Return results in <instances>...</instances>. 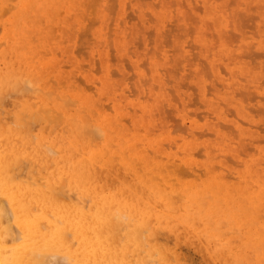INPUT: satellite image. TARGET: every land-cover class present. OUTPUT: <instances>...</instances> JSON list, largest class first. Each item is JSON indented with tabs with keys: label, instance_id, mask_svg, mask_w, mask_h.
<instances>
[{
	"label": "rangeland",
	"instance_id": "rangeland-1",
	"mask_svg": "<svg viewBox=\"0 0 264 264\" xmlns=\"http://www.w3.org/2000/svg\"><path fill=\"white\" fill-rule=\"evenodd\" d=\"M20 3L15 0L14 9L0 14V73L18 74L19 81L14 80V90L3 87L0 125L24 128L29 142L24 145L13 133L0 134L1 152L16 150L28 157L21 169L15 168L20 170L17 178L37 179L42 185L51 180L60 202L71 198L82 207L79 191L62 166L95 155L96 195L117 194L121 203L131 205V197L120 192L134 187L153 204V213L143 217L149 224L142 238L158 251L153 259L147 257V264H160L162 259L172 264H226L223 258L240 252L251 264H264L252 246H244L254 238L258 220H264L253 194L257 184L264 185V0H31L24 13L16 11ZM29 79L35 85L28 84L31 89L26 85ZM36 107L39 114L47 109L45 115L62 117L56 121L39 116L33 111ZM70 118L78 124L74 132L68 128ZM83 125L101 134L88 135ZM38 139L44 149L52 145L53 153H46L57 158L56 164L62 155L64 163L38 162L42 156H33L32 149ZM109 157L112 166L104 165ZM172 167L189 173L185 169L182 176ZM209 181L215 187L224 182L228 189L241 190L231 211L217 202L214 210L220 208V214L210 218H219L217 224L227 231L220 238L227 243L223 258L206 237L203 221L174 222L182 219V190ZM150 186L174 194L176 210L169 209L170 200L152 197ZM140 206L143 210L145 203ZM236 213L241 220L235 226L231 221ZM161 214L174 221H165ZM12 229L19 234L15 226ZM70 235L73 251L77 244ZM135 251L127 256L129 264H138L144 254ZM61 260L60 264H70L69 259Z\"/></svg>",
	"mask_w": 264,
	"mask_h": 264
},
{
	"label": "bare ground",
	"instance_id": "bare-ground-1",
	"mask_svg": "<svg viewBox=\"0 0 264 264\" xmlns=\"http://www.w3.org/2000/svg\"><path fill=\"white\" fill-rule=\"evenodd\" d=\"M21 1L23 3L18 4V10H16L17 8L15 10L20 11V12L23 10V13H24V9H25L24 5L29 3V1L31 0H21ZM14 3H15V0H0V14L1 13L4 14V10L6 9L5 11H7L8 7L10 8L12 6L11 8L14 9V7L16 6V4ZM31 5L33 6V4ZM20 15L22 16V14ZM17 75H10L9 72L3 73V74L0 73V96L2 94L4 86H6V89H7V86H10V87L13 86V90H14V87L16 86L15 84L19 82L16 80ZM22 79H24V76ZM25 79H28V78H25ZM48 79H50V77ZM14 80H16L17 82ZM31 80L32 79H29V81L25 80L27 82L26 85L28 84L30 85L32 82ZM22 81L24 80H21L22 86L26 87V85H24ZM13 83L14 85H12ZM30 86L28 88H30ZM32 87H35V85H33ZM46 92H48V90H46ZM5 94L6 92H4V95ZM7 94L5 96H7ZM2 97L4 96H1V98ZM49 97L48 99L50 100ZM67 97L68 96H66L65 100L67 99ZM149 98L150 97H148V100ZM2 99H5V98H2ZM68 100L70 99L68 98ZM44 107L46 108V106L42 107L43 111H45ZM38 108L36 107L35 110L33 109L32 110L36 111L38 110ZM33 111H31V114L29 113L30 116L34 115L32 114V113H35ZM46 112H47V109H46ZM37 113H38L37 115L39 116L43 114V113L39 114L41 113V111ZM45 113L43 114L44 117L47 116L49 118L50 117L49 115L51 113L49 115L48 114L45 115ZM57 113H60V112H57ZM37 115H35V117H37ZM30 116L29 118L28 116L27 117L24 116V118H26L25 120L29 119L30 121L31 120ZM53 116H54L53 118L56 117L55 113L53 114ZM59 116L57 114V117L55 118L56 121H58L57 119ZM42 118L43 116L40 117V119ZM53 118H51V120ZM21 121H22V118H21ZM68 123H69L68 128L71 127L72 132H74L75 129L78 127L77 122L74 120H71L70 118L68 119ZM15 125H17V122L15 123ZM22 125L23 124H20V126ZM82 127L84 131H87L86 133H88V135L89 134L97 135L98 133L101 134V131L99 130H97L99 131L97 133L93 132L94 129H92L91 127L89 128L84 125ZM23 130L16 129L14 127L9 128L7 126L0 125V134L4 132H8V134L13 133V135L20 137L24 145H27V143L29 142H28V139L26 138V132ZM102 135L100 137H102ZM5 136H7V134ZM196 137H200V136L198 135ZM93 139L94 138L92 137L89 138V140L91 141H93ZM17 143H19V141H17ZM36 144H37L36 147L32 148L34 150L33 156L35 155L42 156V157L36 158V160L38 159V162L42 160L43 163H47V162L54 160L55 166L56 165L59 166V161L64 163L62 159L63 155L61 156L62 158H60L58 154V157H59L58 164H56L55 159L57 160V158H55V156L53 157L52 155L49 156L46 153V152H49L50 149H52L51 148L52 145H49L46 149H44L43 148L44 143L43 141L41 142L40 139L36 141ZM165 144L167 143L165 142ZM27 149L28 147H26L24 151L26 155L28 152ZM1 150H3V148ZM50 151L52 152L54 150L52 149ZM56 151L57 153L59 152L58 150ZM198 153L196 155H199ZM200 154L202 155V153ZM113 157L116 158L115 155ZM23 158L24 156L19 155L16 150L10 151V152L0 151V264H60L61 262L64 261L61 259H64V258L69 259L70 264H129L128 261L126 260L127 256L130 252H134V250H138V251L140 250L144 253L136 260L138 264H147L148 263L147 257H152L153 259V255L155 254V252L158 251V249L156 248V246H152V245L149 246L146 243V240L142 238V235H143L142 233L144 230L147 229L148 224H149V223H146L148 219L144 220L143 217L146 215L148 216L151 213H153V210H152L153 204L148 200L144 201L141 196L137 195V192H141V190H138V188L133 187L132 190L128 188V190H126L125 192L124 191L120 192L123 195L131 197L132 199L131 205H126L124 203H121V200H120L121 196L118 195L120 197L119 198L117 194L116 195L108 194L102 197L96 195L95 187L93 186L92 183L94 182L93 180L96 179V178L94 179V176H93V172H94L93 162H95V160L97 159V156L91 155L90 158L81 157L77 159L70 167L68 166V168L65 166V163L62 166L63 167L62 171H64L63 174L67 175V177L70 179V183L74 185L79 191L82 207H78L75 205L76 202L71 200V198L67 200L64 199L63 202H60L59 201V189L57 191L54 188L55 186L52 187V184L54 182H52L51 180H48L47 183L44 185L38 183L37 179L31 182L27 181V179L19 180L17 177L19 176L20 170L17 171V169L15 170V168H18V167L20 168V166L23 165L21 161L24 162V159L26 160L28 157L24 159ZM90 159H94V161H91ZM65 162H68V161L66 160ZM112 163H114L113 159L112 157L111 158L109 157L105 161L104 165L112 166L114 165ZM135 163L137 162L135 161ZM214 166L216 167V165ZM175 168L178 170V172L176 171V173H181V175L183 176L186 168L184 169L182 168L183 170L180 169V171L182 172H179V167H175ZM175 168H173L174 171L176 170ZM187 172L185 171V173ZM201 173H203V171ZM186 175H192V173L186 174ZM62 178L64 180V177ZM61 181H59V183L57 184L58 185L62 184L60 183ZM141 181L143 184H145L144 180H141ZM213 182L209 181L206 184L200 187H196V189H192V190L187 188L185 190L186 193L182 190L184 194L182 195L184 198V203H183V213H182L181 220L179 217L178 220L174 221L173 216L170 215L171 216L170 217L169 215H166V214H161V217L164 216L163 217L165 218L164 220L170 223H172L173 221L178 222V223H182V222L187 223L192 220L193 222L198 220L201 223V221H203L204 226L207 229L205 232L206 237L209 239L212 238L213 243L216 245L217 249L220 252L219 255L222 257V254H223L222 252L226 248L227 243L223 244L220 238L224 234H226L227 231L224 228H222L224 229V232H223L220 228L221 225L219 226L217 224L219 222L218 221L219 218H216L217 220L216 219L211 220L210 218L212 215L219 216L220 214V208L219 209L217 208L218 210H214L217 206H219L217 205V202L218 204L219 203L226 204L227 209L230 208L231 206H236L235 202L237 200L235 199V195H240L241 190L236 186H230V188L228 189L227 188L228 185L225 184L224 182H222L219 185V187H215ZM188 183H191V182H187L186 184ZM186 184L184 185L186 186ZM39 185L42 187H40ZM124 188L122 190H124ZM148 189H149L150 195H152V197H155L159 201L163 200L164 202H169L170 200L169 209L173 211L176 210L175 201H174L175 197L173 196L174 194L171 195L170 192H167V190H165V187L150 186ZM253 194L256 196L255 200L258 202V204L255 205L256 209L257 210L259 209L260 211L264 212V185L257 184L254 187ZM86 201L87 202L89 201L87 205L84 204ZM143 203H145V206H144V209L142 210L141 208L143 206L141 207L140 204L142 205ZM146 205L149 206L148 209L146 208ZM138 211L141 213H139ZM230 211H231V208H230ZM229 215L233 219L232 212ZM158 217H160V215ZM234 217H235V220H233L234 222L231 221V224L236 226L239 220H241V216L239 213H236ZM213 223H215L214 227H213ZM14 226L16 227V229H18L19 232L17 233L19 234H16L15 233L16 230L14 231L12 229V227L14 228ZM121 228L123 229V232H120ZM233 230L237 233L239 232L238 230L236 231V229L234 228ZM230 231H232V228L230 229ZM68 235L71 236V239L72 238L75 239L76 244H77L76 249L73 251L70 250L71 243L70 244L68 243ZM18 236L20 237L19 242H17ZM143 245H146L147 247L142 248ZM244 246L248 247V249L252 246V252L256 256L260 257L258 258V262L260 260L264 262V220L263 219H261V221L258 220L257 229L255 231V236L252 239V241L250 243H247ZM138 251H135V252L137 253ZM247 252L249 251L247 250ZM144 255H146L145 257L146 259L144 258ZM251 255L253 256L252 253ZM252 256H249V259H251ZM223 259L225 260L226 264H251L252 263L248 260V257L243 254V252L238 253L235 257L230 258L229 260L225 258Z\"/></svg>",
	"mask_w": 264,
	"mask_h": 264
},
{
	"label": "snow or ice",
	"instance_id": "snow-or-ice-1",
	"mask_svg": "<svg viewBox=\"0 0 264 264\" xmlns=\"http://www.w3.org/2000/svg\"><path fill=\"white\" fill-rule=\"evenodd\" d=\"M160 264H172V262L168 260H161Z\"/></svg>",
	"mask_w": 264,
	"mask_h": 264
}]
</instances>
